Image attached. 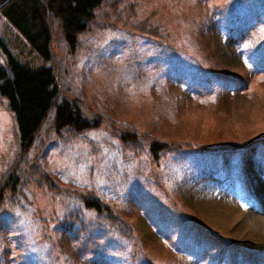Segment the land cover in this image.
<instances>
[{
  "label": "rangeland",
  "instance_id": "obj_1",
  "mask_svg": "<svg viewBox=\"0 0 264 264\" xmlns=\"http://www.w3.org/2000/svg\"><path fill=\"white\" fill-rule=\"evenodd\" d=\"M108 2L73 50L51 21L54 60L0 11V65L9 57L33 68L53 63L62 92L102 122H133L160 139L213 145L264 134V0H135L126 18L163 25L158 39L109 27ZM117 4L126 14L124 0ZM4 101L0 170L16 150ZM105 123L46 142L39 163L57 190L26 179L3 192L0 264H257L264 142L195 145L154 160L147 148L133 155ZM86 191L128 230L83 207L76 193Z\"/></svg>",
  "mask_w": 264,
  "mask_h": 264
},
{
  "label": "trees",
  "instance_id": "obj_2",
  "mask_svg": "<svg viewBox=\"0 0 264 264\" xmlns=\"http://www.w3.org/2000/svg\"><path fill=\"white\" fill-rule=\"evenodd\" d=\"M120 1L123 0H109L107 7L112 12L102 13L111 20L107 24L109 27L129 26L143 34L162 37L165 30L163 25L161 27L157 23L126 18L131 16L130 10L135 11V0H124L121 8L126 10V14L119 11L121 4L117 3ZM114 4H117L116 10L112 9ZM102 5L104 0H0V11L42 58L54 60L51 21L58 25L61 38L69 50H73L78 44V35L94 22L95 12ZM0 97L5 100L4 106L13 116L16 135V150L0 170L1 209V202L6 199L4 191H15L23 180L31 179L53 190L59 188L54 178L39 163V156L52 136L68 141L77 137L78 132L105 122H102L100 113L84 105L78 97H69L62 92L53 63L47 67L33 68L9 57L4 65H0ZM105 124L112 136L133 155H141L147 148L154 160L195 145L206 149L210 146L236 147L245 143L264 142L263 134L246 141L210 145L160 139L133 122L119 120ZM31 148L36 150L33 155L30 154ZM76 196L83 207L94 210L101 218L128 230L118 220L112 206L94 192H79ZM251 261L257 264L264 262V250L253 253Z\"/></svg>",
  "mask_w": 264,
  "mask_h": 264
}]
</instances>
